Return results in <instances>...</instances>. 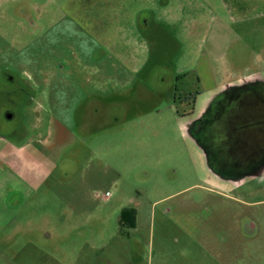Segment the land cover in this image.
<instances>
[{"label": "rangeland", "instance_id": "1", "mask_svg": "<svg viewBox=\"0 0 264 264\" xmlns=\"http://www.w3.org/2000/svg\"><path fill=\"white\" fill-rule=\"evenodd\" d=\"M250 74L264 85V19L233 24L216 0H0V133L32 99L72 133L0 227V264H264V109L219 103ZM223 112L210 141L229 145L207 150Z\"/></svg>", "mask_w": 264, "mask_h": 264}, {"label": "crops", "instance_id": "2", "mask_svg": "<svg viewBox=\"0 0 264 264\" xmlns=\"http://www.w3.org/2000/svg\"><path fill=\"white\" fill-rule=\"evenodd\" d=\"M216 5L233 24L255 23L264 19V0H216ZM208 8H212L209 1ZM29 84L32 86L30 80ZM14 89L17 90L16 87ZM32 102L33 106L29 107L33 114L31 120L0 133V227L18 217L23 206L31 202L37 189L56 167L58 152L69 145L64 138L72 135L60 124L56 136L52 134L50 122L42 128L43 120L35 107V103L37 105L40 101L32 99ZM13 117L11 114L10 119ZM88 202L81 200L77 203L90 205ZM88 205H81L83 211L80 212L73 208V213L90 215L98 207Z\"/></svg>", "mask_w": 264, "mask_h": 264}, {"label": "flooded vegetation", "instance_id": "3", "mask_svg": "<svg viewBox=\"0 0 264 264\" xmlns=\"http://www.w3.org/2000/svg\"><path fill=\"white\" fill-rule=\"evenodd\" d=\"M259 77L260 76L258 74H250L248 76L250 82L241 83V84H239L238 87L228 86L230 92H233V93L239 92L240 93V99L239 100L237 99V101H236L235 98L226 96V97H223L222 100L219 99V103H225L226 107L235 106L233 108H237L241 114H246V110L249 112L250 110L256 109L257 107L264 109V85L262 86ZM226 88L223 87L225 92L227 91ZM229 94L232 95V93H229ZM187 96L184 97V100H188L187 103L189 105L194 104L196 102V97H191V95H189V94ZM219 103H218V105H219ZM225 112H223L221 114L218 113V115H215V113H217V112L212 113L209 116V119H208V113L204 116V120L202 121V125H201V128L199 130V134L202 137V139L204 140V144H205L207 150H208V145L210 146V148L212 150L217 151V152H218V150L221 149L222 146L228 147V145H229L228 141L225 142L223 140V137H222L223 141L221 142V144H219L221 147L217 146V145L214 147V144H211V141H210L212 138L211 137L212 131H211V128H208L209 127L208 122L213 123L214 121L219 122L220 120H224L225 119L224 118ZM241 114H238L237 116L236 115L232 116V118L235 119L234 121H237L239 124L245 118V116H243V115L241 116ZM4 115H5V117H7L9 119L11 117V114L8 111H6ZM235 127H237V126H235V125L232 126V124H227L223 129L226 133V136H229V138H230V136L232 137L233 134L235 133V131H234ZM242 129H243V126H242V124H240L237 127V132L241 131ZM226 130H228V131H226ZM240 133H242V136H241L242 139L244 138V139H247L248 141H250L251 146L249 147V149H250L249 151L260 148L259 145L257 144L258 137L256 136L259 134L253 135L251 137V135H249V134H247V136H245L243 132H240ZM250 137L253 138L252 139L253 142L250 140Z\"/></svg>", "mask_w": 264, "mask_h": 264}, {"label": "trees", "instance_id": "4", "mask_svg": "<svg viewBox=\"0 0 264 264\" xmlns=\"http://www.w3.org/2000/svg\"><path fill=\"white\" fill-rule=\"evenodd\" d=\"M135 222V211L133 209H123L119 215V227L128 226L134 227Z\"/></svg>", "mask_w": 264, "mask_h": 264}]
</instances>
